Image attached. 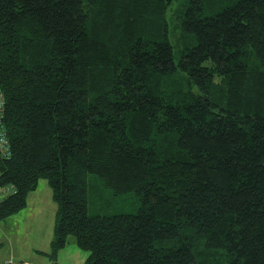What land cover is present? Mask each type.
<instances>
[{
    "label": "trees",
    "instance_id": "trees-1",
    "mask_svg": "<svg viewBox=\"0 0 264 264\" xmlns=\"http://www.w3.org/2000/svg\"><path fill=\"white\" fill-rule=\"evenodd\" d=\"M0 90V219L48 180L53 256L264 264V0H0Z\"/></svg>",
    "mask_w": 264,
    "mask_h": 264
},
{
    "label": "rangeland",
    "instance_id": "rangeland-1",
    "mask_svg": "<svg viewBox=\"0 0 264 264\" xmlns=\"http://www.w3.org/2000/svg\"><path fill=\"white\" fill-rule=\"evenodd\" d=\"M179 2L172 8L178 7ZM175 9L172 15L176 18ZM176 12V13H174ZM169 13V12H168ZM178 21H174L172 36L176 39L178 34ZM178 51L177 40L174 41ZM178 53L176 61L179 60ZM134 200V198H130ZM130 213L125 204L111 205L101 208L99 213ZM57 204L53 199V191L48 180L42 179L37 190L30 195L29 202L19 212L0 219V262L9 257L22 259L32 264H84L89 256V251L80 248L76 241L69 243L52 255L51 240L53 239Z\"/></svg>",
    "mask_w": 264,
    "mask_h": 264
},
{
    "label": "built area",
    "instance_id": "built-area-1",
    "mask_svg": "<svg viewBox=\"0 0 264 264\" xmlns=\"http://www.w3.org/2000/svg\"><path fill=\"white\" fill-rule=\"evenodd\" d=\"M4 109H5V97L0 90V151L3 157L9 158L11 156V146L3 123ZM9 192H10L9 188L0 186V210L2 207L3 200L5 199V197ZM1 264H32V263L10 257L5 259Z\"/></svg>",
    "mask_w": 264,
    "mask_h": 264
},
{
    "label": "crops",
    "instance_id": "crops-1",
    "mask_svg": "<svg viewBox=\"0 0 264 264\" xmlns=\"http://www.w3.org/2000/svg\"><path fill=\"white\" fill-rule=\"evenodd\" d=\"M39 185V184H38ZM38 187V186H37ZM35 190H37V188L35 189ZM35 190L34 191H32L30 194H29V196H28V199H27V203L29 202V198H30V195L33 193V192H35ZM53 236H54V234H53ZM53 240V239H52ZM52 240H51V242H52ZM10 258V257H9ZM14 258V257H13ZM5 259H7V258H5ZM5 259H3L1 262H0V264L5 260ZM20 260H22V259H20ZM23 261H25V260H23ZM29 262V261H28ZM31 263H33V262H31Z\"/></svg>",
    "mask_w": 264,
    "mask_h": 264
}]
</instances>
